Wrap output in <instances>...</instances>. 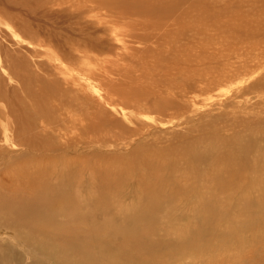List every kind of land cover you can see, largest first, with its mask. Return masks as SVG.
<instances>
[{"label":"bare ground","instance_id":"6f19581e","mask_svg":"<svg viewBox=\"0 0 264 264\" xmlns=\"http://www.w3.org/2000/svg\"><path fill=\"white\" fill-rule=\"evenodd\" d=\"M101 5L108 7L112 2L103 1ZM131 6H139V10L134 8L130 11L133 15L138 12L140 15H163L174 11L166 7L163 0H129V4L119 12L123 13ZM235 7L225 5L222 9L228 8L231 12ZM12 9L10 17H15L20 26L29 30L26 38L31 54L37 58L47 56L51 62L49 65L41 64L43 75L25 72L12 62L6 64L8 79L18 84L19 91L28 102L23 103L22 99L19 103L8 102L3 112V125H0L4 138L21 148V154L15 157V151L10 152L8 148L3 151L0 145V264H182V261L190 264L205 254L210 259L219 245H229V249H234L233 246L243 243L245 234H251L252 240L260 242L262 249L254 255L235 253L237 259L243 264H264V122L261 124L264 119L236 117L235 123L231 120L235 128H241L236 134L234 132L230 138L212 135L203 141L204 144L207 142V147L201 143V149L195 139L192 143L183 139L189 134L185 137L175 135L173 138L180 136L177 141L182 147L179 151L180 145L178 148L175 142V148L178 154L181 153L182 159H179L190 169L188 173H182L184 175L180 179L176 177V158L173 155L177 154L175 149L166 146L163 151L148 156V162L154 166L148 167L141 179L143 201L134 205L118 202L111 194L101 192L104 186L97 188L99 192L95 189L93 167L84 174L82 166L81 175L87 180H81L80 169L75 167L77 156L69 159L72 149H67V152L46 150L36 147L38 141L22 139L21 116L25 121L47 125L48 109L58 117H66L75 109V102L77 107H84L73 121L87 118L88 110L99 106L98 101L92 99L93 89L87 88L89 79L101 85V88L98 83L95 86L103 91L101 98L107 104L114 100L123 103L145 100L149 110L161 117H169L168 103L172 101L166 100L161 92L160 96L143 97L144 87L127 86L125 75H120L119 79L123 85L119 81L113 82L112 77L103 78L98 60L93 59L98 66L88 68L82 76L71 73L63 63L73 65L70 60L75 59L70 55L64 56V46L76 50L78 40L73 39L76 36L68 41L63 38L57 40L71 30L62 23L61 12L28 6L15 14L19 10L18 4ZM78 18L79 15L72 20L75 26L84 24L92 31L104 32V28L79 22ZM196 18L202 20L201 16ZM91 50L98 53V46L90 47L85 55ZM54 51H60L62 59H57ZM88 57L79 56L90 59ZM113 62L106 58L100 63L107 66ZM19 63L23 66L21 61ZM110 83L112 85L107 87ZM146 86L151 88L149 84ZM231 123H228V131L230 128L235 131ZM63 124L49 128L62 134L58 136L63 139V144L68 140L72 146L74 144L70 141L76 136L70 139L62 137L67 127ZM211 124H207L210 131L216 123ZM149 133L148 130L147 135ZM64 134L67 135L66 132ZM136 135L140 137L138 133ZM43 144H46L45 140L40 141V145ZM74 152L71 155L76 154ZM10 155L14 160L2 167L1 158ZM206 161L210 162L208 166L203 165ZM161 169L167 174L164 175ZM136 171L141 176L140 169ZM151 176H156L158 181L151 182ZM231 187L239 188L235 196L228 190ZM164 189L170 191L169 197L164 195ZM252 200L256 201L258 208L251 217L230 209L232 202L244 208ZM189 203L192 214H179L181 210L186 211ZM195 203L198 207H194ZM162 204L170 206L164 210L159 206ZM170 209L175 210L171 213ZM98 218L103 219L97 223Z\"/></svg>","mask_w":264,"mask_h":264},{"label":"rangeland","instance_id":"374dc122","mask_svg":"<svg viewBox=\"0 0 264 264\" xmlns=\"http://www.w3.org/2000/svg\"><path fill=\"white\" fill-rule=\"evenodd\" d=\"M103 1H110L112 5L104 7L101 5ZM163 2L174 11L163 15H140L139 12L133 15L130 11L134 8L139 10V6H131L123 13L119 12L129 4V0H0L2 89L0 125L1 123L3 125V112L7 109L8 102L19 103L21 99L24 100L23 103L28 102L22 91H19L18 84L8 79L6 64L12 62L25 72L43 75L41 64L49 65L51 62L47 56L37 58L31 54L26 38L29 30L20 26L15 17H10L13 13L12 6L15 4L19 5V10L15 14L28 6L61 12L62 23L71 30L57 40L63 38L68 41L75 36L73 39L78 40L76 50L64 46V56L70 55L75 59L70 60L73 65L63 63L71 73L82 76L88 68L96 65L93 59L98 60L99 66L96 67H99L103 78L112 77L113 82L119 81L123 85L119 79L120 75H125L128 80V84L125 82L127 86L135 84L144 87L143 97L160 96L161 92L166 100L172 101L168 103L169 117H161L149 110L145 100L125 103L114 100L107 104L101 98L103 95L101 85L89 79L87 88L93 89L91 97L94 98V102L98 101L99 106L95 107V110H88L87 107L86 110L89 111L87 118L80 117L73 121V118H78L80 110L84 107V105L77 107L75 102V109L67 114V118L58 117L53 110L48 109L47 125L36 119L34 121L37 123L25 121L23 115L21 116L23 125L20 130L24 135L22 139L38 141L36 147L46 150L67 152V149H72L68 154L69 159L77 156L75 167L80 169L82 181L87 180L81 175L82 166L84 174L93 167V181L97 191L98 187L104 186L101 187L102 193L111 194L118 202L133 205L143 201L140 194L141 179L147 173L148 167L154 166L147 160L149 154L163 151L166 146L175 149L178 157L173 155L176 158L174 166L176 173H179L176 177L180 179V176L190 170L181 160V153L178 154L182 147L180 141H177L180 136L185 137L189 134V137L183 139L189 143L195 139L199 145L197 147L201 149L202 145L207 147V142L204 144L203 141H207L206 139L212 135L230 138L234 132L236 134L241 129L235 128L231 123V120L235 123L236 117L264 119V0H163ZM230 2L236 3L234 11L230 12L228 8L223 10L222 7L225 5L235 6ZM117 8L119 10L116 12ZM78 15L77 21L95 24L99 29L104 28V32L92 31V28H86L84 24H78L76 27L73 21ZM197 16H201L202 20L197 19ZM92 46H98V53L94 54L91 50V53L85 55ZM54 52L57 59H62L60 51ZM79 56H90L88 57L90 59H82ZM5 57L8 60H5ZM106 58L114 62L101 66V60ZM97 83L100 88L95 86ZM146 84L151 85V88ZM91 85L93 87H90ZM63 122L67 126L64 131L67 135L63 133L62 137L70 139L76 136L72 138L75 141L72 139L70 141L74 144L72 146L68 140L63 144V139L58 136L62 134L49 128L64 126ZM263 122L264 120L261 124ZM211 123H216L212 131L207 128V124ZM228 123L232 124L235 131H231L233 128H230L231 132L228 131ZM225 124L226 127H223ZM148 130L150 133L147 135ZM215 132L218 134H214ZM3 133L1 126L2 150L8 148L10 152H16L15 157L20 155L21 148L6 140ZM137 133L140 137L136 135ZM175 135L180 136L173 138ZM42 140H45L46 144L40 145ZM175 142L178 148L180 145L179 151L175 148ZM73 150L76 154L71 155ZM7 157L1 158L4 163L2 167L14 160L12 155ZM209 163L206 161L203 165L208 166ZM136 169H140L141 176ZM161 171L164 175L167 174V171L163 169ZM150 180L158 181L156 176H151ZM228 190L235 196L239 188L231 187ZM163 193L166 197L170 195L167 189H164ZM237 205L238 203L232 202L229 205L231 211L249 217L258 208L254 200L244 208ZM159 206L165 210L170 205ZM194 207H198V204L195 203ZM190 209L191 203L188 204L186 211L181 210L179 214L185 213V216H189L192 214ZM174 210L170 209V212ZM107 217L110 216L105 218ZM102 219L98 218L97 223ZM252 239L251 234H245L243 243L233 246L234 249H229V245H219L210 259L205 254L203 258L193 259L190 264H243L235 253L254 255L262 249L261 243ZM182 264H185V261H182Z\"/></svg>","mask_w":264,"mask_h":264}]
</instances>
